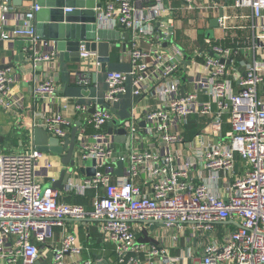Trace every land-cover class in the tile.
Segmentation results:
<instances>
[{
    "label": "built area",
    "instance_id": "2783aa9c",
    "mask_svg": "<svg viewBox=\"0 0 264 264\" xmlns=\"http://www.w3.org/2000/svg\"><path fill=\"white\" fill-rule=\"evenodd\" d=\"M180 1L184 9H205V0ZM233 1L237 7L251 9L254 45L264 51V0ZM38 9L30 3L20 11L1 0L0 22L12 19L18 23L11 36L0 34V44L19 37L33 62H48L55 57V41L38 34ZM95 10L98 27L122 25L134 38L142 37L153 47L145 50L132 43L130 70L106 72V92L100 100L94 97L93 113L87 112L88 106L75 104L87 113L73 158L77 166L94 160L96 171L79 182H67L65 189L78 195L93 189L91 209L59 201L58 189L36 178V165L44 152L34 148L0 152V264H68V258H72L69 264L107 263L100 256L80 258L85 248L77 234L64 227L66 218L96 221L100 236L114 245L116 264H182L184 255H170L168 248L178 245V234L184 235L185 228L195 238L207 236L198 264H264V91L257 93V86L264 82V58H254L241 72L232 64L241 48L211 45L209 54H203L205 71L190 76L194 90L185 91V78L177 73L187 56L188 66L196 59L174 43L168 20L171 6L164 0H107ZM227 18L219 17V26L225 28ZM79 57L98 62L96 53L84 48ZM79 80L88 82L84 76ZM10 82L7 71L0 69V95ZM55 89L47 79L36 83L34 94L50 99ZM127 91L131 95L126 122L130 141L138 137L156 144L116 153L112 135L102 127L115 118L111 107ZM198 91L208 99L201 100ZM138 99L144 102L141 116L135 111ZM0 104L11 105L1 97ZM191 115L202 116L204 121L195 136L197 147L190 154L183 146ZM226 115L229 128L224 130ZM139 121L145 122L142 129L136 125ZM71 125L59 111L42 123L60 140L68 136ZM88 127L95 131L86 135ZM189 143L195 145L193 140ZM117 160L123 167L115 179ZM139 176L145 189L135 181ZM227 222L234 229L226 225L219 240L212 238L216 225ZM154 223L176 230L169 244L158 246L136 239V229ZM54 227L61 228L58 240ZM185 249L188 253L189 247Z\"/></svg>",
    "mask_w": 264,
    "mask_h": 264
},
{
    "label": "crops",
    "instance_id": "0c3cea01",
    "mask_svg": "<svg viewBox=\"0 0 264 264\" xmlns=\"http://www.w3.org/2000/svg\"><path fill=\"white\" fill-rule=\"evenodd\" d=\"M1 1V0H0ZM107 0H96L101 3V6ZM166 4L172 7V15L168 18L173 25L174 43L181 47L185 53H192L195 64L188 66V68L180 69L178 75L180 78H185L184 90H194L193 84L189 81V77L195 75L196 72H203L205 68L203 54H209L207 49L211 45H220L228 48H241L237 56H235L232 64L236 66L241 72L245 69V65L251 62L254 58H264V51L257 49L252 38V30L250 28L251 9L249 7H237L233 0H205L203 6L205 9L194 8L184 9L181 6L180 0H164ZM30 4V3H29ZM27 4V5H29ZM12 6V5H11ZM207 6V8H206ZM209 6V7H208ZM17 10H24L25 8H18L12 6ZM228 17L226 19V27L222 28L217 24L216 27L211 28L210 22L214 18L221 16ZM18 22L9 19L6 24L0 22V34L12 35L13 28ZM36 24V21H35ZM96 29L99 32H90L95 36L96 42L104 41L115 44L114 47L109 48V60L105 63V69H101L99 62L82 61L79 60H60L58 52L55 50V57L48 62H33L28 53L24 50L23 40L19 37H12L13 39H4L0 44V69L6 70L11 77V82L7 86L5 94L0 97L6 100L11 105L4 107L0 104V152L15 153L22 152L34 148L32 142L31 130L36 125H42L45 117L52 115L55 112L62 113L71 122V127L80 122L78 126L77 136L82 131V124L86 113H91L94 109L93 100L96 97L100 100L106 92V84L104 81L105 74L108 71H128L131 68V59L129 51L133 42L145 50H150L153 47L151 42L142 38H134L132 32L122 25H117L112 28H101L97 25ZM37 30V24H36ZM211 30V31H210ZM157 31V30H156ZM209 31L211 32L209 34ZM210 36H208V34ZM98 35V36H97ZM41 36V35H40ZM42 37V36H41ZM50 39V38H47ZM53 40V39H52ZM82 47L80 48V50ZM97 55L96 51H94ZM189 61V57L185 58ZM98 61V60H97ZM84 76L88 80L87 83L80 82L79 77ZM51 80L55 85V94L52 98L46 99L34 94V87L36 83L44 80ZM235 87L237 84L234 82ZM264 91V82L257 86V93L261 94ZM198 96L201 100H207L208 96L203 91H198ZM100 102V101H99ZM154 105V101L150 102ZM75 104L88 106L86 113L75 108ZM144 102L138 99L136 115L141 116ZM113 107L116 110L115 117L121 122L130 120L131 113V95L130 92L119 96ZM224 130L229 128L227 123L228 115L224 117ZM204 117L199 115H191L188 118V126L185 136V143L183 146L185 153H190L197 147L195 139L196 134L202 130ZM136 125L142 129L145 122L139 121ZM102 129L107 131V124ZM93 128H86V135L94 132ZM107 134V132H106ZM113 136V135H112ZM112 146L116 153H126L130 150H142L146 148H153L155 142L147 140L146 138L136 137L127 145L124 141H116L113 137ZM193 140L195 145H190L189 141ZM61 142L63 140H60ZM63 154H55L52 152H44L43 157L38 161L35 169L36 178L44 185H49L57 180L61 171L65 168L62 163ZM241 162L238 161V165ZM84 166L85 170L91 168L90 161L85 162L84 165L79 164L72 173L67 182H79L83 177L88 176L86 173H81L78 167ZM116 168V162L114 164ZM114 168V169H115ZM68 169V167H66ZM114 171V170H113ZM114 177L120 176L114 173ZM48 180V181H47ZM143 188L141 177L135 179ZM66 185V184H65ZM65 185L61 190L58 189V200L66 203H77L86 209L92 208L95 191L88 189L84 194L78 195L73 191L67 192ZM217 187L221 188V183H217ZM145 189V187L143 188ZM217 189V188H216ZM218 190V189H217ZM66 230L73 231L77 234L80 243L85 248L82 251L80 258H94L101 257L105 264H116V256L114 245L103 240L98 232V224L94 220H74L66 218L63 221ZM229 229H234L232 222L224 224H217L215 233L211 234L212 238L219 240L224 226ZM142 230L136 229V239L155 245H165L170 243V237L176 234L174 228H166L162 224H145L142 225ZM61 228L54 227V236L58 240ZM184 235L178 234L177 246L169 247L168 254L177 255L183 254L182 264H198L204 242L207 236L195 238V234L189 228L184 229ZM190 237L187 240L186 237ZM189 247L188 253L185 247ZM72 258H68V264L71 263ZM159 262V259L157 260ZM96 264H104L97 262Z\"/></svg>",
    "mask_w": 264,
    "mask_h": 264
},
{
    "label": "water",
    "instance_id": "95a60500",
    "mask_svg": "<svg viewBox=\"0 0 264 264\" xmlns=\"http://www.w3.org/2000/svg\"><path fill=\"white\" fill-rule=\"evenodd\" d=\"M12 6L25 8L29 3H36L39 9L35 12V21L37 24V32L44 38H50L55 41L54 50L58 52L60 60H79L80 48L98 54V62L101 69H105V63L109 60V48L115 44L100 41L96 42L90 32L97 31L96 29V8L101 7V3L96 0H7ZM221 16V14H219ZM218 18H214L210 22L211 28L216 27ZM211 31V30H210ZM209 31V34L211 33ZM208 34V33H207ZM208 34V36H210ZM98 36V35H97ZM212 55V53H210ZM230 60H227L229 63ZM189 61L184 60L183 66H186ZM91 113L94 109L90 110ZM111 112L116 115V110L111 107ZM80 122L74 124L68 136L61 142L59 138L52 136L42 125H36L31 130L32 142L34 149L42 152H52L55 154H63L62 163L65 168L61 171L57 180L53 181L50 186L61 190L67 183L73 168L77 164L73 158V151L76 145V137ZM128 124L121 122L116 117L107 123V134L113 135L116 141H124L127 145L130 143V136L127 134L126 127ZM91 168L85 170L84 166L78 167L81 173H86L91 176L95 173L93 167L94 160L90 161ZM68 167V169H66ZM123 162L116 161L114 173H122ZM48 181V180H47Z\"/></svg>",
    "mask_w": 264,
    "mask_h": 264
},
{
    "label": "trees",
    "instance_id": "16d2710c",
    "mask_svg": "<svg viewBox=\"0 0 264 264\" xmlns=\"http://www.w3.org/2000/svg\"><path fill=\"white\" fill-rule=\"evenodd\" d=\"M75 204H77V203H75ZM78 205H80V204H78Z\"/></svg>",
    "mask_w": 264,
    "mask_h": 264
}]
</instances>
